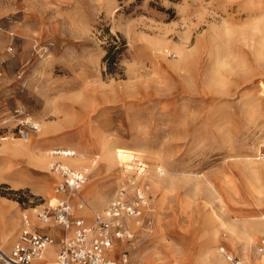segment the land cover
I'll return each instance as SVG.
<instances>
[{
	"label": "rangeland",
	"instance_id": "1",
	"mask_svg": "<svg viewBox=\"0 0 264 264\" xmlns=\"http://www.w3.org/2000/svg\"><path fill=\"white\" fill-rule=\"evenodd\" d=\"M26 121L52 126L53 164H68L54 150L86 154L89 164L74 167L88 173L77 215L95 217L91 187L106 194L103 209L118 188L135 200L144 192L142 224L127 218L133 237L112 257L230 264V253L252 264L260 255L264 0H0V207L19 222L7 240L0 215L6 253L24 214L41 224L35 210L54 202L60 180L34 151L8 148L28 143ZM252 222L262 225L250 232Z\"/></svg>",
	"mask_w": 264,
	"mask_h": 264
},
{
	"label": "built area",
	"instance_id": "2",
	"mask_svg": "<svg viewBox=\"0 0 264 264\" xmlns=\"http://www.w3.org/2000/svg\"><path fill=\"white\" fill-rule=\"evenodd\" d=\"M29 128L22 130V138L27 140L32 132L39 131L37 123H28ZM56 155L73 156L72 150H54ZM143 168L144 165H139ZM142 166V167H141ZM52 169L60 175V180L54 188L57 196L55 204H49L42 210H35L37 219L43 224L35 225L28 214L22 218V229L9 252L0 250V260L5 264H42L48 249H55L54 261L46 264H127L128 252H123L121 258L112 257L116 241L128 240L133 237L129 217L137 219L142 224L140 204L145 203L144 192L137 191V200L127 196L125 186L118 188L114 200L103 211L96 213L92 221L84 215H77L84 208L80 195L88 173L84 169L70 167L62 161L52 165ZM138 172V170H137ZM90 222V223H89ZM150 225V221L145 223ZM144 226V224H143ZM44 227H56L61 231L59 236L43 231ZM149 229H147L148 231ZM259 254L264 257V237L259 245ZM230 264H245L243 260L230 253H224Z\"/></svg>",
	"mask_w": 264,
	"mask_h": 264
},
{
	"label": "bare ground",
	"instance_id": "3",
	"mask_svg": "<svg viewBox=\"0 0 264 264\" xmlns=\"http://www.w3.org/2000/svg\"><path fill=\"white\" fill-rule=\"evenodd\" d=\"M39 125V128H40V124L37 123ZM45 129L46 130H43L41 128V130L39 129V131L42 133L41 136L36 140V141H31V139H27L26 141H28L27 144H23V143H16V144H12V145H8V148L13 151V152H20V151H34V154L36 155L35 156V159L38 160V162H40L42 165H44V167L47 169L48 166L50 168H52V160L54 159V156L52 157V151H46L44 149V146H45V139L44 137H47L45 134H47V130H51L52 129V126H45ZM43 137V139H42ZM25 140V139H24ZM49 145V144H48ZM65 145V144H64ZM109 147V145H108ZM102 152V151H101ZM55 153V151H54ZM67 163L70 164H66L70 167H81V166H85V165H88L89 162L88 160L86 159V154L85 153H79L78 157L76 158H73L71 156H68V158H65ZM52 163V164H51ZM49 168V169H50ZM87 168V167H86ZM131 170H133V167H127L126 168V172L125 174H128L130 172H132ZM55 173V172H54ZM56 174V173H55ZM92 183L90 182L88 184V186H91ZM157 184H154V186H156ZM88 188V187H87ZM92 189L88 192V195L90 196L89 200H90V203L89 204V209L92 211V212H101L103 209V205L106 204V194H103L104 192H102V187H91ZM55 197V200L53 203L51 204H54L55 202H57V197ZM131 219H129L130 221ZM41 223V222H40ZM43 224V223H41ZM260 225H262L261 223L259 222H252L250 224L251 228H250V232L252 230H257L258 227H260ZM244 230V229H243ZM248 231V232H249ZM12 235V234H11ZM3 236V235H2ZM8 236H9V233L8 231L6 230L5 233H4V238H7L8 240ZM217 238H218V234H217V231L216 230H213L211 232V236H210V242H216L217 241ZM247 243V242H246ZM49 250V249H48ZM258 254V253H257ZM246 256V255H245ZM1 262V261H0ZM252 264H264V257L261 256V255H256L255 256V259L254 260H251ZM2 263V262H1ZM4 264V263H3Z\"/></svg>",
	"mask_w": 264,
	"mask_h": 264
},
{
	"label": "crops",
	"instance_id": "4",
	"mask_svg": "<svg viewBox=\"0 0 264 264\" xmlns=\"http://www.w3.org/2000/svg\"><path fill=\"white\" fill-rule=\"evenodd\" d=\"M6 210L7 209H4L3 207H0V215H2V217H3L2 222H4L3 223V228L5 229V231L8 230V233L13 235L12 231L16 228V226H18L19 222L14 217H12L11 219H8L7 216L4 217V213L6 212ZM34 218H36V217H34ZM36 220H37V218H36ZM32 221L35 223L34 219H32ZM42 230L46 231V232H49V233H51L53 235H56V236H59L60 233H61V231L59 229H57L56 227H51V228L44 227ZM56 248L57 247H51L48 250L47 255H48L49 258H52L53 256H55V249ZM0 264H3V263L0 262Z\"/></svg>",
	"mask_w": 264,
	"mask_h": 264
}]
</instances>
